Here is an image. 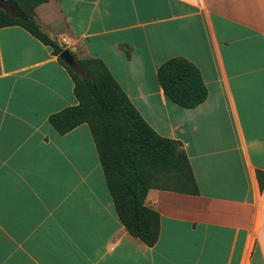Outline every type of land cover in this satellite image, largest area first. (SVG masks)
<instances>
[{
    "label": "crops",
    "instance_id": "0c3cea01",
    "mask_svg": "<svg viewBox=\"0 0 264 264\" xmlns=\"http://www.w3.org/2000/svg\"><path fill=\"white\" fill-rule=\"evenodd\" d=\"M34 13L76 60H101L144 121L181 144L199 194L149 190L157 243L130 236L87 125L60 136L48 122L77 105L68 72L24 29L1 28L0 264H264V0H48ZM175 57L207 89L194 109L157 82Z\"/></svg>",
    "mask_w": 264,
    "mask_h": 264
},
{
    "label": "trees",
    "instance_id": "16d2710c",
    "mask_svg": "<svg viewBox=\"0 0 264 264\" xmlns=\"http://www.w3.org/2000/svg\"><path fill=\"white\" fill-rule=\"evenodd\" d=\"M15 6L23 18L0 9V29L17 26L51 48L73 82L77 105L49 116L60 136L86 124L115 213L127 233L147 247L159 236V214L145 206L151 189L198 195L191 165L178 141L159 136L141 117L112 77L96 58L77 59L82 73L71 70L59 55L65 50L45 34L35 21V8L48 0H0ZM156 78L164 95L177 106L194 109L207 99V89L198 68L182 57L162 63ZM259 173V177H260ZM264 185V176L259 178Z\"/></svg>",
    "mask_w": 264,
    "mask_h": 264
},
{
    "label": "water",
    "instance_id": "95a60500",
    "mask_svg": "<svg viewBox=\"0 0 264 264\" xmlns=\"http://www.w3.org/2000/svg\"><path fill=\"white\" fill-rule=\"evenodd\" d=\"M0 9L13 17L23 18V15L19 13L18 9L15 6L9 4L8 2L0 1ZM59 58L74 72L79 74L82 73L81 68L77 64L76 58L69 50H64L59 55Z\"/></svg>",
    "mask_w": 264,
    "mask_h": 264
}]
</instances>
